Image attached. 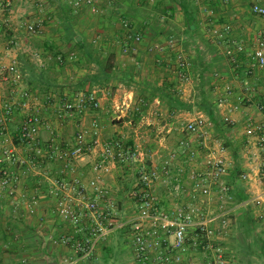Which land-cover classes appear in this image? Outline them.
I'll list each match as a JSON object with an SVG mask.
<instances>
[{"label":"built area","instance_id":"built-area-1","mask_svg":"<svg viewBox=\"0 0 264 264\" xmlns=\"http://www.w3.org/2000/svg\"><path fill=\"white\" fill-rule=\"evenodd\" d=\"M63 1L77 16L85 14L100 17L112 9L114 0ZM227 3L228 0L222 1V4ZM15 4L14 0H0V14H13ZM34 4L36 12L41 15L46 7L43 1L37 0ZM249 11L253 16L264 20V5L252 4ZM207 12L213 16V11ZM51 19L41 16L32 21L24 20L19 27L29 37L37 39L44 34V28ZM120 26L121 42L117 43H122L120 47L124 52L128 45L135 47L141 43L142 35L132 22L122 19ZM222 28L229 35L232 25L223 24ZM225 41L222 55L234 73H237L242 66L240 55L245 53L243 44L230 37ZM95 43L94 41L93 44ZM17 47L15 36H12L5 50L0 51V72H4L13 85L12 95L0 100V137L3 138L0 143V160L6 164L0 169V193L6 198H12L29 173L43 177L45 186L42 190L50 199L51 213L61 217L71 229V233L60 236L58 242L72 251L76 262L94 258L101 243L114 232L123 230L133 264H230L225 242L230 233L231 210L218 205L214 210L208 211L193 204L183 210L169 211L160 208L156 189L161 177L171 185L175 196H179L184 190V168L178 167L175 171L171 169L177 155L171 154L169 160L163 162L159 174L144 164L142 153L138 148L126 145L124 138H110L101 145L98 153L93 152V142H96L99 135V124L96 118H91L84 125V117L86 111L100 109V90L94 89L87 95L64 94L53 115L42 114L37 106L41 104L51 107L52 96L39 98L24 86L16 58L7 65L2 64V58L7 57ZM165 50H169L168 57L172 58V62L168 63L159 56L156 63L171 75L172 82L180 93L182 85L191 79L190 59L194 54L191 50L182 49L173 38L167 39L165 46L152 45L146 48L148 54L159 55ZM30 55L36 64L44 65L43 52ZM245 55L248 59L244 67L242 66L245 74L249 76L264 68V28L257 32L251 52ZM46 56L49 60L52 59ZM73 58L74 56H69L66 59L71 61ZM61 60L60 56L55 58L57 63ZM212 77L224 84L225 95L216 99L218 105H224L227 96L232 94V88L222 74L213 72ZM243 88L244 94L238 95V103L250 105L255 90L248 85ZM106 92L108 91L101 90L102 96H106ZM32 103L36 105L34 110L31 109ZM238 108L236 105L231 109ZM257 109L261 111L263 107L257 105ZM113 118L115 121H122L120 114L116 112ZM14 119L18 120L14 139L18 147L26 150V155H20L17 146H4L8 124ZM63 121L74 126L69 144L64 146L61 140L45 141L42 132L51 131L56 123ZM223 123L230 126L234 124L228 117L223 118ZM180 129L191 139L202 143L211 138L208 119L200 112L182 124ZM254 129L260 133L254 164L262 191L251 197L248 203L256 222H260L264 220V125L255 126ZM187 144L184 140L180 142L184 148ZM92 152L94 161L91 163L88 178H85L77 171V164ZM182 154L185 158L192 155L189 150ZM134 164V174L138 175L139 182L125 196L126 208L123 210L130 209L128 214H121L116 197L117 187H110L108 180L112 175L126 177L134 169ZM231 169L232 163L223 155H206L201 162V169L192 177V191L195 196L208 199L211 197V189L215 188L220 199L231 202L230 187L220 182V178L227 176ZM70 174L73 177H68ZM239 178L242 182L249 181L250 173L242 172ZM37 191L38 187L28 195L27 209L30 214L38 203Z\"/></svg>","mask_w":264,"mask_h":264},{"label":"crops","instance_id":"crops-1","mask_svg":"<svg viewBox=\"0 0 264 264\" xmlns=\"http://www.w3.org/2000/svg\"><path fill=\"white\" fill-rule=\"evenodd\" d=\"M152 1L114 0L112 9L106 11L103 17H95V25L92 26L94 30L91 33H89L88 28L82 31L77 27L79 33L82 31L81 34L86 41H95L96 48L103 50L106 54L112 53L115 56L118 67L123 70L132 68L135 74L134 81L130 86H119L112 93L108 89H98L100 90L98 92L100 109L97 111H86L84 125H87L91 118H96L98 121L99 135L96 142H93V152L98 153L101 145L110 138H124L126 145L132 148L136 147L142 153L144 164L159 174H161L163 162L168 161L171 154L177 155V159L171 164V169L175 171L178 167L184 168V190L182 194L175 196L171 185L163 181L161 177L156 189L160 199V208L169 211L183 210L185 207L192 206L193 204V206H202V208L208 211L214 210L216 206H210V198L195 196L192 191V177L201 167H194L192 169L193 166L188 165L189 158L182 156L183 151H191L197 148L204 149V147H208L204 149L207 152L210 149L211 140L208 141V146L206 145L207 142L202 143L195 139L191 140L176 125L180 117L190 119L192 115L202 112L194 108L192 113L170 115L166 106L157 97L151 95L154 93V89L159 87L162 82L165 80L172 82L173 79L166 70L158 66L156 58L161 56L168 63L172 62V58L168 57L169 50L158 55L155 53L148 54L146 48L152 45L155 47L156 44L165 45L169 38H173L180 44L174 38V32H168V27L164 26L168 22H166L167 18L164 13L161 14V11L159 13L161 24L155 32L144 26L143 19L154 14L152 11L149 13L148 7L153 6L152 9H154L155 5L158 9H163L164 7L168 8L171 6L165 0H154V3ZM222 1L196 0L200 33L205 41L212 45L214 50L213 53L207 54L209 70L203 73V77L199 76V78L205 80V84L201 88L205 93L209 94L210 98H213L215 103L217 102L216 99L224 96L225 93H223L224 84L215 81L212 77L213 72L222 74L232 88V94L227 96V101L224 105L220 106L216 103L218 116L222 119V122L225 117L234 122L232 133L224 140L216 136L212 129L209 128V131L211 139L213 138V140L217 141L219 147L221 146L219 150L222 153L224 152V157L232 163V169L235 166V162H239L240 172L250 173L249 181L242 182L239 177L236 180L244 190V193L249 197V200L262 191V186L257 177L256 165L254 164V154L257 152V140L260 133L254 127L264 125V68L258 69L248 76L244 73L243 67L248 61L245 53L251 52L253 40L257 32L261 28H264V20L253 16L249 8L252 4L263 6L264 0H228L227 4H222ZM105 6L106 4L104 3ZM208 10L213 11V16L208 14ZM35 13V16L31 17L32 19L43 16L51 17L52 21L47 22L44 28L46 31L43 37H40L44 42L38 50L26 49L24 51L26 52L25 55L43 52L42 60L43 62H48L50 60L46 55L50 56V46H52L54 52L58 51L66 57L70 56L72 50L62 46L60 42V31L57 30L59 24L54 16V7H45L41 15L37 12ZM84 16L93 18L83 14L77 16L79 22ZM13 18L12 14H0V51H4L6 48L4 47L3 36L11 37L17 34V30L10 28ZM124 18L132 22L142 35L140 44L135 47L128 45L131 50H137H129L126 53L117 43L114 44L118 39L117 36L122 34L120 20ZM175 18H178V23L181 25L177 26L178 29L182 30V15L179 11L174 12L173 19ZM227 23L232 25L229 35L222 28V25ZM4 27L5 30H3ZM51 28H54V30ZM221 34L223 37H220ZM227 37L241 42L245 50V53L240 55L243 67L241 66V69L237 73H234L222 55V48L226 44L225 39ZM29 51L32 52L29 53ZM142 52L145 54L139 56ZM19 54L18 48L13 49L7 57L2 58V64L7 65L17 58ZM136 54H138L137 57ZM52 72H54L59 83L74 81L85 74L83 69L68 66L63 67L62 70L57 68L52 69ZM191 74L192 80L195 75L193 72ZM245 85L255 90L251 104H247L246 106L244 104L240 105L237 100L238 95L244 94L243 87ZM182 87L180 90V93H183V95H180L181 99L194 103L196 100V90L195 92L190 90L188 92L187 89H182ZM101 90H107V95L102 96L103 92L101 93ZM12 91L13 85L11 81L7 80L4 72H0V100L10 97ZM67 93L65 90L62 94H51V107L40 104V106H37L38 109L41 110L42 114L53 115L59 108L61 97ZM236 105L239 108L232 110L231 108ZM257 105H261L263 110H258ZM35 108L36 105L32 103L31 109L34 110ZM114 112L120 114L121 123H117L113 116H111ZM17 125V119L8 124L10 128L7 135L4 136V146H17L19 154L26 155V150L18 147L14 139ZM71 127H73L72 124L67 121L58 122L53 126L51 131H43L42 137L45 141L61 140L62 144L66 146L72 139ZM183 140L188 143L185 148L180 145V142ZM2 141L3 138L0 137V143ZM222 145H225V148ZM231 148L237 154V161L231 152ZM213 149H216V146ZM93 152L77 164V171L85 178H88L91 163L94 161ZM5 165L0 160V169ZM11 169L13 170V168ZM228 175L223 178L224 184L230 177ZM132 176L130 173L126 177ZM68 177L71 178L73 175L70 174ZM119 178V176L112 175L108 180V185L115 189ZM44 186L45 181L43 177L29 173L24 182L20 184L15 196L6 198L3 193H0V264H133L132 259H128L131 253L127 245V238L124 233L119 235L118 231L111 234L105 242L100 244L94 258L89 261L76 262L72 251L58 242L59 237L71 233V229L63 222L61 217H56L51 213L50 199L48 194L42 190ZM37 187L38 203L34 206L33 213L30 214L27 209L28 195ZM229 194L231 196L230 192ZM16 204H18V207H16ZM124 208L126 207L124 206ZM230 209L231 211H237L235 206ZM113 247H117L118 251L112 256L109 254V249H113ZM125 252H127V256Z\"/></svg>","mask_w":264,"mask_h":264},{"label":"trees","instance_id":"trees-1","mask_svg":"<svg viewBox=\"0 0 264 264\" xmlns=\"http://www.w3.org/2000/svg\"><path fill=\"white\" fill-rule=\"evenodd\" d=\"M42 1L46 7H54V16L59 24L60 39L70 47L72 50L70 56H74V58L68 61L66 56L58 51L54 52L53 47L50 46V57L52 59L44 62L43 66H39L30 56L19 54L16 58L17 66L22 77V82L27 89L37 97L44 99L51 94H62L65 90L68 93L87 95L94 89L104 88L112 93L119 86H130L134 81L135 74L133 69L123 70L118 67L115 56L112 53L106 54L103 50L96 48L97 46L93 42L86 41L77 30V25H80L77 15L72 12L63 0ZM165 1L170 3L171 6L159 9V11H161V14L164 13L167 19L173 18L174 12H180L182 15V30L178 29L174 32V38L180 42L182 49L193 52L194 56L190 59V70L194 75L198 74L203 77V73L209 70L207 54L213 53L214 50L212 45L206 42L200 33L196 0ZM159 19V14L155 13L152 16L150 15L148 18L143 19L144 26L155 32L161 24L159 23ZM119 35L114 44L121 42ZM58 56L62 60L57 63L55 62V58ZM67 66L83 69L85 71L84 76L74 81L59 83L52 69L57 68L62 70L63 67ZM195 66L199 70L194 72L193 69L196 68ZM151 95L157 97L166 106L170 115L192 113L194 108L198 109V111H201L207 117L208 127L221 139L226 140L232 133V126L222 122V119L218 116L217 104L202 88H200L194 103L182 100L179 92L175 88V84L167 80L155 88L154 93ZM231 152L237 161L235 150L231 148ZM241 173L239 162H235V166L228 175L230 177L225 183V185L230 187V193L233 198L232 205L237 209L236 220L232 223L230 242L227 243L228 257L230 264H255L252 260L253 258L261 261L258 264H264V239L259 240V237L254 235V230L258 224L252 213V208L248 203L249 197L236 182ZM117 182L116 197L118 199V209L122 214L125 212L123 210L125 196L139 182V178L137 174H133L132 177H120ZM118 233L122 235L124 231L119 230ZM251 234L254 235V244H259V251L255 254L252 253L251 246L245 241V238ZM117 251V247H113V249H109V254L113 256Z\"/></svg>","mask_w":264,"mask_h":264},{"label":"rangeland","instance_id":"rangeland-1","mask_svg":"<svg viewBox=\"0 0 264 264\" xmlns=\"http://www.w3.org/2000/svg\"><path fill=\"white\" fill-rule=\"evenodd\" d=\"M15 2H16V4H15V11H14V13L12 14L13 16H14V18H13V20L11 21V24H12V26H10V28H12V29H15V30H17L16 32H17V34H16V36H15V39H16V41H17V48H18V51H20V54H24L25 55V53L26 52H24L26 49L28 50L29 48H30V50H34V49H37L38 50V48L41 46V44L44 42V41H42L40 38H38V39H35V38H31V37H29L19 26L21 25V23L24 21V20H35V18L34 19H32L31 17H33V16H35V12H36V8H35V1H37V0H14ZM154 1V0H153ZM152 1V2H153ZM154 3V2H153ZM152 3V4H153ZM148 6V5H147ZM153 7V6H152ZM152 7H148V10H149V13L152 11V13H156V14H159V9L154 5V9H152ZM45 8V7H44ZM30 14V15H29ZM33 14V15H32ZM102 17H103V15H102ZM97 18V17H96ZM81 19V18H80ZM94 20H96L95 19V17H93V18H88L87 16L85 17H83L82 18V20H80V25H77V27H78V29L80 30H82V31H85V29H87L88 28V31H89V33H91L92 32V30H94L93 29V27L92 26H94L95 25V21ZM93 21V22H92ZM166 22H168V23H166V25H164L165 27H168L167 29H168V32H176L177 30H178V27L177 26H181V25H179V23H178V18H175V19H173V18H169V19H167L166 20ZM159 23H160V21H159ZM164 27V28H165ZM92 28V29H91ZM52 29V28H51ZM3 30H5V27H4V29ZM52 30H54V28L52 29ZM57 30H59V29H57ZM46 30H44V32H45ZM82 31H81V33H82ZM79 32V31H78ZM6 33V32H5ZM7 34V33H6ZM53 35H54V33H53ZM4 37V43H5V46L4 47H6L7 46V42L9 41V39L12 37H9V36H3ZM42 37H43V35H42ZM60 42H61V44H62V46H64V47H66V48H68L69 50H70V47L68 46V45H66V44H64L61 40H60ZM53 43V42H52ZM117 45H119L120 46V44L119 43H117ZM156 46L157 47H161V46H165V45H163V44H156ZM182 47V46H181ZM133 48V47H132ZM129 50H131V48L128 46L127 47V51L126 52H129ZM132 50H137V49H132ZM131 50V51H132ZM24 52V53H23ZM30 52H32V51H29V53ZM125 52V53H126ZM135 52V51H134ZM164 52H167L166 50L165 51H163V53ZM136 53V52H135ZM162 53V54H163ZM145 53L144 52H142L139 56H143ZM28 56L30 55V54H27ZM138 56V54H136V57ZM141 60H143V59H141ZM140 60V61H141ZM117 63V62H116ZM69 65H71V64H69ZM196 65V64H195ZM69 67H71V66H69ZM72 67H74V66H72ZM196 68L195 69H193L194 70V72L195 71H197V70H199V68L197 67V66H195ZM199 79V80H198ZM195 82V83H194ZM198 83V85L196 86V84ZM205 84V80L204 79H201V78H199V75L198 74H196L195 75V77H194V79H190L183 87H182V89H187V91L189 92V90L190 91H194L195 92V90H196V96L198 95V93H199V91H200V88H201V86H203ZM180 95H183V93L181 94V93H179ZM195 115V114H194ZM194 115H192V117L194 116ZM111 116H113V114L111 115ZM189 118H187V119H184V118H182V117H180V119L177 121V123H176V125L179 127V129H180V127L182 126V124H184L187 120H188ZM9 126H8V131H9ZM71 129H74V126L73 127H71ZM180 131H181V129H180ZM182 132V131H181ZM184 135H187L186 133H184ZM188 136V135H187ZM191 140H193V139H191ZM209 140H211V144L209 145V143H208V141ZM207 142V143H206ZM205 143H206V145L208 146H210V149L207 151V152H205L204 151V149L205 148H208V147H204V149H202V148H197V149H195V150H191L190 152L192 153V155L191 156H189V160H188V165H192L193 167H192V169H194V167H197V168H199V167H201V162H202V160L205 158V156L206 155H208V154H215V155H223V156H225V154H224V152L222 153L219 149H220V147H219V145L217 144V141L216 140H213V138L211 139H208V140H206L205 141ZM220 143V142H219ZM214 146H216V149H213L214 148ZM222 147L223 148H225V145H222ZM186 152H187V150H186ZM135 167H136V164H134L133 166H132V171L130 172L132 175L134 174V172H135ZM201 169V168H200ZM223 178L224 177H222V178H220V182H222L223 184H224V182H223ZM225 185V184H224ZM227 186V185H226ZM218 196L219 195H217V190H215V188H212L211 189V197H210V206H218V205H222V206H224V207H227L228 209H230V208H232V207H234L233 205H232V201L231 202H229V201H225L224 199H219L218 198ZM216 208V207H215ZM212 209V208H211ZM130 209H127L126 211H125V213H127L128 214V211H129ZM231 210V209H230ZM253 213V212H252ZM236 214H237V211H231V214H230V223H231V226H230V233H229V237H228V239H227V241L225 242V246H226V250H227V243H229L230 242V234H231V232H232V223L234 222V220H236L235 218H236ZM257 227H256V229L254 230V235H256V236H258L259 237V240H262V238L264 239V220H261L260 222H257ZM240 235H242V234H240ZM253 234H251L250 236H248L247 238H245V241H246V243L247 244H249L250 246H251V251H252V253L253 254H255V253H258V251H259V244L257 245V244H254V239H253V236H254ZM227 252H228V250H227ZM126 253V256L128 255L127 254V252H125ZM128 259L130 260V259H132V262H133V258H132V256L131 255H129V257H128ZM254 262H255V264H258V263H261V261L260 260H258L257 258H253L252 259ZM263 262H264V260H263Z\"/></svg>","mask_w":264,"mask_h":264},{"label":"water","instance_id":"water-1","mask_svg":"<svg viewBox=\"0 0 264 264\" xmlns=\"http://www.w3.org/2000/svg\"><path fill=\"white\" fill-rule=\"evenodd\" d=\"M116 122H117V123H121L122 121L119 120V121H116Z\"/></svg>","mask_w":264,"mask_h":264}]
</instances>
